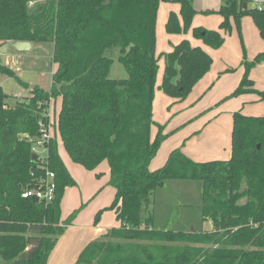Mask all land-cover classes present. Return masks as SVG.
Returning <instances> with one entry per match:
<instances>
[{
	"label": "trees",
	"instance_id": "trees-1",
	"mask_svg": "<svg viewBox=\"0 0 264 264\" xmlns=\"http://www.w3.org/2000/svg\"><path fill=\"white\" fill-rule=\"evenodd\" d=\"M161 1L0 0V41H51L55 65L49 89L35 85L28 96L10 102L0 86V259L46 264L75 215L73 211L61 219L63 191L76 181L60 157L56 132L45 144L44 163L31 158L29 138L40 136L50 101L60 97L54 118L60 142L69 158L85 169L107 161L108 184L115 192L105 209L115 210L119 221L88 242L72 264H264V115L234 112L226 160L196 161L175 147L162 166L150 168L168 136L154 120L152 106ZM174 1L182 26L171 11L168 33L185 31L196 12L193 0ZM248 1L225 2L217 10L222 17L219 30L196 26L194 35L217 48L224 41L220 30L230 32V18L238 26L248 14L264 40V9L244 8ZM113 46L119 47L125 78L109 75L112 59L105 51ZM162 55L160 88L174 100L184 99L212 62L185 38ZM263 61L264 50L250 61L242 59L244 72L231 95L250 92L264 100V89H256L248 76ZM4 72L23 83L0 64ZM46 168L54 173L53 198L22 197L25 189L38 186ZM167 179L201 182L202 218L211 222L210 230L154 227L150 197Z\"/></svg>",
	"mask_w": 264,
	"mask_h": 264
},
{
	"label": "rangeland",
	"instance_id": "rangeland-1",
	"mask_svg": "<svg viewBox=\"0 0 264 264\" xmlns=\"http://www.w3.org/2000/svg\"><path fill=\"white\" fill-rule=\"evenodd\" d=\"M221 4L222 0H193L196 12L189 27L185 31L168 33L166 21L171 11L177 14L182 26L179 4L173 0L159 3L155 22V51L160 58L152 106L154 120L164 125V132L168 136L160 144L150 168L160 161L162 163L159 167L162 166L167 151L175 147H180L196 161L226 160L231 152L234 112L241 110L246 115H264V100H258L254 93L231 95L244 72L242 59L250 61L264 50V40L251 16L243 15L238 26L231 17L230 32L220 31L224 41L217 48L209 46L193 33V28L200 25L206 29L219 30L222 17L217 10ZM247 7H252L250 1L247 2ZM207 10L209 11L206 12ZM182 38L205 48L212 62L209 70L195 83L188 95L173 102V98L160 88L164 68L162 53ZM0 42V63L14 69L23 81L19 83L6 72L0 73V86L11 96L10 102L18 97L28 96L30 88L35 85L49 89L55 68L52 62L53 42H33L32 47L26 50H16L11 44ZM105 55L112 59L110 77L125 78V68L118 60L119 47L107 49ZM248 76L256 88L264 89V61L253 66ZM13 93H18L19 96L15 97ZM59 108L60 97L52 99L49 106L53 124L51 132L52 135L56 132L60 157L76 181L74 185L64 189L61 200L63 219L75 211L72 223L60 242L66 245L65 243L79 240L81 236L87 238L98 229H110L117 225V220L112 211L105 209L114 197V192L107 183L106 163H101L98 171H94L69 160L54 126ZM156 128L155 125L152 126V133H155ZM201 197L200 181L167 179L150 197L148 210L152 214L154 227L184 231L210 230L211 222L202 218ZM144 214L146 213L143 212L142 216ZM0 264H9V261L1 258Z\"/></svg>",
	"mask_w": 264,
	"mask_h": 264
},
{
	"label": "built area",
	"instance_id": "built-area-1",
	"mask_svg": "<svg viewBox=\"0 0 264 264\" xmlns=\"http://www.w3.org/2000/svg\"><path fill=\"white\" fill-rule=\"evenodd\" d=\"M252 7L256 9H264V0H249ZM33 1H29L28 5H32ZM6 43H13L12 41H5ZM1 43V42H0ZM15 97H18V93L12 94ZM47 122L43 124L41 128V134L37 138H29L31 142V152L35 153L37 157L40 158V162L44 163L45 156L47 152L46 142L53 136L51 132L52 121H51V113L48 112L46 114ZM54 173L46 168L45 174L40 176L38 179V186L34 188L25 189L22 192V197H34L38 200L42 201H50L54 196Z\"/></svg>",
	"mask_w": 264,
	"mask_h": 264
},
{
	"label": "crops",
	"instance_id": "crops-1",
	"mask_svg": "<svg viewBox=\"0 0 264 264\" xmlns=\"http://www.w3.org/2000/svg\"><path fill=\"white\" fill-rule=\"evenodd\" d=\"M174 1V0H173ZM223 1V0H222ZM225 2L223 1V4H224ZM179 4V3H178ZM223 4H221V5H223ZM220 5V6H221ZM179 6V5H178ZM219 6V7H220ZM201 27H204V26H202V25H200ZM221 31V30H220ZM221 33V32H220ZM183 39V38H182ZM179 42V41H178ZM178 42H176V43H178ZM2 43H6V42H2ZM8 44H11L12 45V43H8ZM32 44H33V42H30V47L29 48H31L32 47ZM1 45V44H0ZM191 45H193V46H199L201 49H203L205 52H207L208 54H209V52L205 49V48H203L201 45H199V44H192L191 43ZM172 48L170 47L167 51H169V50H171ZM210 55V54H209ZM212 59V58H211ZM1 61V60H0ZM1 64V63H0ZM2 64H4V63H2ZM7 65V64H6ZM12 69V68H11ZM228 69V68H227ZM13 71H14V69H12ZM18 74V76H19V73H17ZM0 76H1V74H0ZM239 84V83H238ZM238 84H237V86H238ZM236 86V87H237ZM235 87V88H236ZM255 87V86H254ZM234 88V89H235ZM256 88V87H255ZM233 89V90H234ZM256 89H258V88H256ZM232 90V91H233ZM259 90H262V89H259ZM230 92H232L231 90H229ZM227 93H229V92H227ZM255 95V97L259 100V98H258V96L256 95V94H254ZM177 101H179V100H174L173 99V102H177ZM241 111V110H240ZM242 112V111H241ZM243 113V112H242ZM244 114V113H243ZM246 115V114H245ZM254 116H258V115H254ZM54 117V116H53ZM154 134V133H153ZM61 143V142H60ZM171 149H173V148H171ZM170 149V150H171ZM170 150H168L167 152L169 153V151ZM166 152V153H167ZM184 152V151H183ZM185 153V152H184ZM67 154V153H66ZM230 154H231V152H230ZM167 156H168V154L165 156V161H166V159H167ZM69 157V156H68ZM62 158V157H61ZM69 160L72 162V163H74L70 158H69ZM153 160V159H152ZM106 163V166H107V168H108V170H106V167H105V170L108 172V179H109V166H108V163H107V161H102L101 163ZM152 162V161H151ZM63 163H64V161H63ZM100 163V164H101ZM161 163H162V161H160V162H157V163H155V165L153 166V167H151V169H156V168H158L159 167V165H161ZM65 164V163H64ZM74 164H77V163H74ZM99 164V165H100ZM80 165V164H79ZM99 165L95 168V169H93L94 171H98V168H99ZM66 166V165H65ZM67 168V167H66ZM75 180V179H74ZM107 183H108V180H107ZM112 188V190H113V192H115L114 191V188L113 187H111ZM107 207V206H106ZM110 211H112L113 213H114V215H115V217H116V213H115V210H110ZM61 219H63L62 218V216H61ZM117 220V219H116ZM71 225V224H70ZM119 225V221L117 220V225L116 226H118ZM69 226V225H68ZM68 226L65 228V230H64V232H63V234L58 238V240H57V242H56V244H55V246L53 247V249L51 250V252H50V254H49V256H48V258H47V263L46 264H72L75 260H76V258H77V256H78V254L80 253V251L83 249V247L88 243V242H90L91 240H94L95 238H97V237H99L101 234H103V233H105L107 230H109V229H98V230H96L95 232H93L89 237H87V238H83L82 236L79 238V240H76V241H72L70 244H67V243H65L66 245H62V243H60L61 242V240H62V236L64 235V233H65V231L68 229ZM116 226H114V227H116ZM212 226V225H211Z\"/></svg>",
	"mask_w": 264,
	"mask_h": 264
},
{
	"label": "water",
	"instance_id": "water-1",
	"mask_svg": "<svg viewBox=\"0 0 264 264\" xmlns=\"http://www.w3.org/2000/svg\"><path fill=\"white\" fill-rule=\"evenodd\" d=\"M224 2H228L229 0H223ZM244 8H246L247 4L244 3L243 4ZM12 46L16 49V50H26L30 47V42L29 41H14L12 43ZM31 158L32 159H36L37 155L35 153H31Z\"/></svg>",
	"mask_w": 264,
	"mask_h": 264
}]
</instances>
